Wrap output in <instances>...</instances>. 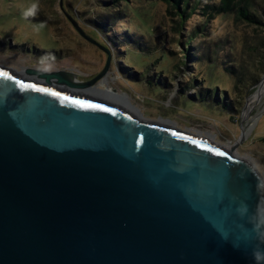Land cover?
<instances>
[{
	"label": "water",
	"instance_id": "obj_1",
	"mask_svg": "<svg viewBox=\"0 0 264 264\" xmlns=\"http://www.w3.org/2000/svg\"><path fill=\"white\" fill-rule=\"evenodd\" d=\"M77 30L106 56L85 83L0 68V264H264V180L234 152L242 125L227 148L75 91L111 60Z\"/></svg>",
	"mask_w": 264,
	"mask_h": 264
},
{
	"label": "rangeland",
	"instance_id": "obj_2",
	"mask_svg": "<svg viewBox=\"0 0 264 264\" xmlns=\"http://www.w3.org/2000/svg\"><path fill=\"white\" fill-rule=\"evenodd\" d=\"M110 1L61 0L60 8V0H0V68L37 80L39 78L36 75L28 74L27 71L65 72L76 77L75 81L78 83L91 80L102 70L106 56L84 40L77 29L85 33V30L95 28L91 20H103L109 13L113 16L119 11L123 12L128 22L135 20L134 23L139 24L131 14V9L138 8L141 0H118L115 6L110 4ZM252 3L257 13H264V0H252ZM34 4V14L25 15ZM148 13L151 16L149 20L153 34L150 37L144 33L140 34L141 38L148 40L146 49L150 52L157 44L159 49H167L169 59L179 61L178 71H173L174 74L165 73L169 70L166 65L161 64V59L153 65H133L131 57L121 51L124 48L119 49L116 44L107 40L106 47L111 60L108 73L104 77L106 83H95L90 87L105 90L110 88L121 96L125 93V98L138 109L144 119L164 122L181 131L208 137L227 148L238 139L241 124L246 131V137L234 152L238 157L248 160L264 180V87L261 88L264 81V48L260 45V42H264L263 27L256 28L252 24L236 22L230 17L226 20L216 18L208 24L209 34L204 38L222 43L218 49L210 46L208 56L214 55V50L215 55L219 56L229 53L234 67L237 68L240 63L243 71L254 78L253 82L248 79L246 89L240 86L243 91H234L232 94L229 86L233 81L214 72L217 85L220 84L222 91L226 93L224 96L220 89L216 88L221 97V103L216 105L213 103L214 95H208L202 102L198 97L193 98L204 86L205 77L200 78L195 74L198 71V74H203L202 70H190L192 64L197 61L196 57L188 58L193 49L184 43L179 44V41L184 40L185 34L188 35L187 30L198 22L197 16L193 15L192 23L185 21L177 33L175 17L169 16L165 4L160 2L150 8ZM118 28L114 23H110L108 30H112V33L120 31L118 33L122 36L125 31ZM132 29L134 27L128 31L136 37V41L139 36H135ZM202 35L203 33H198L192 40L195 43L191 45L200 44ZM104 36L103 33L100 34L103 42ZM121 36L119 39H122ZM126 43L125 40L121 41V44ZM130 46H125V50L136 48L135 45ZM150 54L157 56L159 53ZM159 67L163 68L162 72ZM145 68L144 78H141L140 73ZM137 72L139 75L135 74ZM162 76L165 78L161 81ZM191 76L198 80V84L185 88L180 93ZM146 78L152 79V84L159 87H151L152 84L148 86L144 81ZM96 96L103 95L96 92Z\"/></svg>",
	"mask_w": 264,
	"mask_h": 264
},
{
	"label": "trees",
	"instance_id": "obj_3",
	"mask_svg": "<svg viewBox=\"0 0 264 264\" xmlns=\"http://www.w3.org/2000/svg\"><path fill=\"white\" fill-rule=\"evenodd\" d=\"M118 0H111L109 3L115 6V3H117ZM141 5L138 8H135L134 10L131 9V14L134 15L135 19L138 20L139 24H135V20H132L128 22L125 20V15L122 11H119V13L113 14V16L109 13L107 17H105L103 20L100 18H97L95 20H91L90 22L93 24L92 26L95 28L90 30H85L84 32L86 35H88L91 39L96 41L101 46L106 47V41H112L113 44H116L119 49H122L121 51H125L130 57H131V64H136L137 66L142 64L143 66H147L148 64L153 65L156 63V61H160L161 64L166 65L167 69L169 71H165V73H172L173 71H178L179 65L176 59L172 60L169 59L167 49H159V45H155L154 50H147V39L141 38L140 34H147L149 37L153 34V29L151 28L150 20L151 16L148 13V10L150 8H154L155 5L162 2L166 6V12L171 17H175V27H178L177 33L181 30V27L184 26L185 21H189L192 23L194 21L193 15L197 16V21L195 22V25L190 30H187V34H185L184 40L179 41V44L182 45L183 43L186 44L190 49H193L191 51V56L188 57L192 59V57H196L194 64H192L190 70H194L197 72V70H202L203 74L195 73L198 77L202 78L205 77L204 86L200 88L198 93L193 96V98L200 99L199 101H204L208 95H214L213 103L216 105H219L221 103V97L217 91V87L220 89V93L224 94L226 96V93L222 91L220 84L217 85L216 83V74L221 75L223 77L229 78L233 81L231 83V86H229L231 93L234 94V91H243L241 87H245L246 82L248 79H251L253 82V77L249 76L243 71V68L241 67V64L239 63L237 68H235V64L233 63L232 57H230L229 53L219 56L218 54L215 55V51H213V54H210L208 56V50H210V46H214L217 49L222 46V43L207 40L204 37L209 34L208 31V24H210V21L220 18V20H226L228 17L235 20L236 22H245L246 24H252L256 28L261 26L264 29V13H257L256 10L253 8L252 0H141ZM124 8V7H122ZM148 17V18H147ZM45 21L44 18H41ZM126 21V22H125ZM110 23H114V25H117L120 30H123L122 36L119 35L118 31L117 33H112V30H108L110 28ZM129 23V24H128ZM119 24H122L119 26ZM112 27V26H111ZM134 27L132 31L136 34L135 36H139L137 38L136 42L134 36H132V33L128 31L129 28ZM114 29V28H113ZM103 33L105 36V40L100 38V34ZM198 33H203L202 38H200L201 42L196 43L195 45H191L194 41L193 38H195ZM122 37V39H119V37ZM201 37V36H199ZM198 37V38H199ZM119 39V40H118ZM125 40L126 44H121V41ZM142 40H145L144 42ZM196 41V40H195ZM125 43V42H124ZM195 43V42H194ZM226 43V42H225ZM130 45H135L136 48H131V50L127 49L125 50V46L127 48ZM142 45V46H141ZM191 45V46H190ZM260 45L264 48V42H260ZM145 46V47H144ZM133 47V46H130ZM152 49V48H151ZM231 50L234 51V47L231 46ZM159 53L157 56H154L150 53ZM187 54V51H185ZM212 53V51H211ZM189 54V51H188ZM205 56V57H204ZM216 57V58H215ZM151 61V62H150ZM158 61V62H159ZM157 62V63H158ZM182 64V63H181ZM161 72L163 71L162 67H159ZM157 72L160 70L156 69ZM144 72H146V68L143 69V72L141 74V78H144ZM215 72V73H214ZM139 75V73H135ZM158 76V75H157ZM165 76L161 77V81L164 80ZM199 78V79H200ZM207 78V79H206ZM189 82H186V85L181 89V92L185 90V88H189L191 86L197 85L198 80L193 78L192 76L188 78ZM204 80V79H203ZM257 79L255 78V81ZM145 83L150 86L153 82L152 79L146 78ZM219 81V79L217 80ZM227 81V80H226ZM254 81V82H255ZM163 84V82H161ZM165 84V83H164ZM155 85L152 84L151 87H154ZM159 87V86H155ZM215 101V102H214Z\"/></svg>",
	"mask_w": 264,
	"mask_h": 264
},
{
	"label": "bare ground",
	"instance_id": "obj_4",
	"mask_svg": "<svg viewBox=\"0 0 264 264\" xmlns=\"http://www.w3.org/2000/svg\"><path fill=\"white\" fill-rule=\"evenodd\" d=\"M20 75L22 74L20 73ZM66 77L69 81L76 82L75 81L76 77L72 75H66ZM105 82L106 81L102 82L101 84H105ZM263 87H264V81L261 83V88ZM75 91L86 94V95H91V96H96V92H99V94L103 95V96H98L100 99L107 100L140 117V113L138 109H136L132 104H130L127 98H125L124 96H121V94L120 95L116 93L114 94L110 89L105 90L101 88L99 89V87H91L90 89H76ZM160 123H163V122H160ZM205 138L210 139L208 137H205Z\"/></svg>",
	"mask_w": 264,
	"mask_h": 264
},
{
	"label": "snow or ice",
	"instance_id": "obj_5",
	"mask_svg": "<svg viewBox=\"0 0 264 264\" xmlns=\"http://www.w3.org/2000/svg\"><path fill=\"white\" fill-rule=\"evenodd\" d=\"M7 73H4V72H0V76H6ZM21 87H24V88H34L35 85H21ZM37 91H40V92H47L48 90L47 89H36ZM53 96H59L60 94L58 92H52L51 93ZM67 99V98H65ZM73 103H76L79 105V107L81 108H85V109H99V110H102V111H105V112H111L112 109L110 108H107V107H102L101 105H98V104H92V103H84V102H81V101H73ZM173 135H175V133H173ZM137 143H140V141H137ZM193 143H196L195 141H193ZM209 151H211V149H209ZM216 155L218 156H224L225 153L223 152H217Z\"/></svg>",
	"mask_w": 264,
	"mask_h": 264
},
{
	"label": "clouds",
	"instance_id": "obj_6",
	"mask_svg": "<svg viewBox=\"0 0 264 264\" xmlns=\"http://www.w3.org/2000/svg\"><path fill=\"white\" fill-rule=\"evenodd\" d=\"M35 9H36V5L34 4V5L32 6V8L29 9V10L25 13V15H33L34 12H35ZM261 258H262V257H261L260 254H256V259H257V260H260Z\"/></svg>",
	"mask_w": 264,
	"mask_h": 264
}]
</instances>
